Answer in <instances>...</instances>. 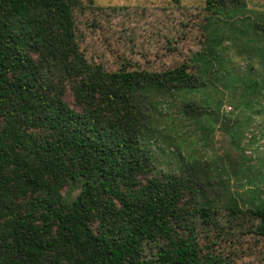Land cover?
I'll list each match as a JSON object with an SVG mask.
<instances>
[{
    "label": "trees",
    "instance_id": "trees-1",
    "mask_svg": "<svg viewBox=\"0 0 264 264\" xmlns=\"http://www.w3.org/2000/svg\"><path fill=\"white\" fill-rule=\"evenodd\" d=\"M72 8L67 0H0V264H233L203 251L189 223L194 202L214 208L207 192L224 183L205 144L201 151L186 142L185 156L177 148L192 173L157 170L151 158L133 162L115 131L65 101L68 84L77 104L87 102L101 71L79 47ZM200 28L201 46L175 69L118 73L136 84L132 103H146L159 115V94L169 93L179 97L190 123L206 114L212 127L220 119L221 100L205 95L208 85L220 81L245 104L255 103L264 79L249 78L236 89L228 51L234 45L250 58L255 53L264 70V10L249 8L246 0H206ZM48 66L66 69L67 76L43 75ZM189 69L196 82L184 81ZM199 89L206 98L198 101L214 105V114L190 113ZM169 119L184 136L183 121ZM238 124L232 122L229 130L240 140ZM152 125L142 121L138 127L144 152L141 132ZM198 127L202 135L210 128ZM71 181L79 190L66 199L62 188ZM225 194L229 203L223 207L243 210L236 195ZM263 199L255 207L264 221ZM146 244L156 251L147 255Z\"/></svg>",
    "mask_w": 264,
    "mask_h": 264
},
{
    "label": "rangeland",
    "instance_id": "rangeland-1",
    "mask_svg": "<svg viewBox=\"0 0 264 264\" xmlns=\"http://www.w3.org/2000/svg\"><path fill=\"white\" fill-rule=\"evenodd\" d=\"M67 2L73 7L74 28L80 49L90 63L101 67V71L93 77L88 101L83 100L82 105L76 103L71 87L65 85L64 99L68 105L87 111L99 125L115 131L119 145L133 162H148L151 158L157 170L192 173L193 169L180 162L177 148L182 152L181 156H185L186 142L194 144L199 150L205 144V154L218 166L224 183L217 182L218 186L213 185L212 190L207 192L208 204L214 208H200L194 202L189 223L195 228L198 243L203 251L212 250L233 264H264V221L255 207L264 198V89L252 105L249 101L245 104L238 95H231L235 90L231 86L223 87L220 81L215 86L208 85L204 88L205 95L209 99L221 100L220 119L212 127L209 124L211 118L206 114H201L198 121L190 123L183 117V103L179 97L174 98L169 93L159 94L162 103L155 110L159 115H155L146 103H132L136 84L120 76L134 69L160 73L175 69L186 61L190 53L201 46L200 24L206 0ZM246 5L251 9L264 10V0H246ZM241 50V47L231 45L228 51L234 67L231 73L235 72L238 77L236 89L246 87L249 78L264 79V70L255 53L250 58L246 51L243 54ZM249 63L255 67L249 69ZM188 72L190 75L184 81L196 82L195 71L189 69ZM42 73L52 77L62 73L67 76L66 69L63 71L55 66H48ZM194 95L195 104L190 107L193 110L185 107L191 110V114L216 112L214 105L198 101L206 98L202 90ZM169 115L183 121L184 136V132L174 130ZM207 118H210L208 122L205 121ZM142 121L144 126H154L141 132L140 139L146 152L137 138ZM235 121L239 122L235 131L240 140L229 130L230 124ZM201 125L211 130L205 128L202 135L198 127ZM181 137L186 140L184 145L177 147ZM78 190L77 181H71L63 186L62 193L70 199L77 195ZM229 191L237 196L242 211L222 206L229 203L225 197ZM155 251V246L144 245L147 255Z\"/></svg>",
    "mask_w": 264,
    "mask_h": 264
}]
</instances>
